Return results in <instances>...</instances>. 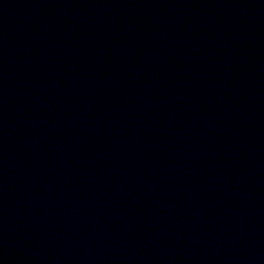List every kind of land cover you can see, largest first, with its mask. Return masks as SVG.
I'll list each match as a JSON object with an SVG mask.
<instances>
[{
	"label": "water",
	"instance_id": "1",
	"mask_svg": "<svg viewBox=\"0 0 264 264\" xmlns=\"http://www.w3.org/2000/svg\"><path fill=\"white\" fill-rule=\"evenodd\" d=\"M0 264H264V0H0Z\"/></svg>",
	"mask_w": 264,
	"mask_h": 264
}]
</instances>
